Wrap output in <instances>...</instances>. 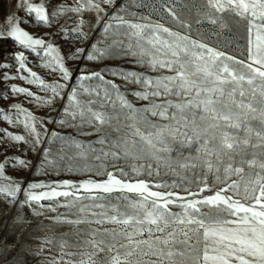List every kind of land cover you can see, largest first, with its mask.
<instances>
[{
  "label": "snow or ice",
  "instance_id": "6c2138e0",
  "mask_svg": "<svg viewBox=\"0 0 264 264\" xmlns=\"http://www.w3.org/2000/svg\"><path fill=\"white\" fill-rule=\"evenodd\" d=\"M0 217V264H264V0H2Z\"/></svg>",
  "mask_w": 264,
  "mask_h": 264
},
{
  "label": "rangeland",
  "instance_id": "374dc122",
  "mask_svg": "<svg viewBox=\"0 0 264 264\" xmlns=\"http://www.w3.org/2000/svg\"><path fill=\"white\" fill-rule=\"evenodd\" d=\"M0 2H2V0H0ZM27 30L30 32V33H42L43 31H45L46 29H44L43 27L41 26H37L35 24H33L32 26L28 27ZM6 48L9 50V51H13L15 49H12L11 48V45H7ZM12 175H15V173H12ZM7 218L6 217H0V235H3V229H4V222Z\"/></svg>",
  "mask_w": 264,
  "mask_h": 264
}]
</instances>
